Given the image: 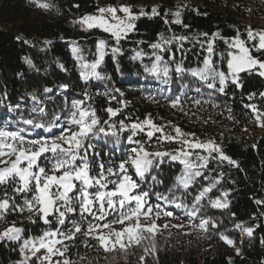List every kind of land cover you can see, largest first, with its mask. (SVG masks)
Wrapping results in <instances>:
<instances>
[{"label": "trees", "instance_id": "obj_1", "mask_svg": "<svg viewBox=\"0 0 264 264\" xmlns=\"http://www.w3.org/2000/svg\"><path fill=\"white\" fill-rule=\"evenodd\" d=\"M176 1L41 0L55 5L46 11L31 0H0V127L11 126L15 129L21 114L26 118L35 116L31 112L35 103L32 97L35 95L40 102L38 106L49 113L47 119L51 118L53 112L59 113L61 124L65 123L66 103L70 105L73 101L84 100L95 107L102 117H105L106 107H122L117 119H124L125 123L136 118L143 119L146 114L151 113L158 124L172 121L186 132H195L202 141L215 140L236 164L211 161L208 168L202 170L203 176L197 178L186 193L180 190L175 194L191 205L194 196L218 178L219 183L208 194V198L214 200L220 198L223 192H228V196L223 198L228 201V207H211L206 198L201 202L200 214L191 218L194 224H198L201 217L210 218L217 227L210 224L207 232L193 229L188 226L190 218L185 211L167 206L174 211V216L161 217L156 221L162 227L164 224L169 227H163L155 236V254L147 256L144 264H263L264 203L258 204L257 201H264V127L258 126L251 109L244 105L254 103L264 111V97L260 95L264 93V77L254 72L241 73L239 86L230 82L225 90L226 94L211 92L196 78L174 70L175 64L180 62L187 68L202 66V60L208 54L198 43L185 42L183 50L174 44L168 52L153 50L150 45L160 39V33L165 37L175 34L204 40L200 35L202 33H208L209 39L216 32L222 37L230 38L237 34L238 28L242 38H246V27L260 30L249 23V20L264 12V0ZM101 4L128 5L132 11H137V7L141 5L146 14L135 20V30L120 41L118 46L123 54L113 56L109 53L105 57L99 69L103 79L85 82L80 76L79 63L71 51L72 42L80 46L87 61L96 58L97 42L100 39L117 46L110 34L102 29L84 30L73 23L74 20L95 12ZM252 5L255 9H251ZM153 8L160 15H152ZM259 9L261 13H258ZM178 10L181 11L183 25H187V28L171 23L175 19L172 13ZM165 13L169 21L167 24L164 22ZM47 41L51 43H46ZM215 48L217 53L224 52L227 45L217 39ZM137 51L147 55L133 59ZM154 52L162 55L166 61L170 60L172 53L175 54V60L170 61L173 70L169 77L156 78L145 70V66L150 67L154 61ZM28 60L32 63L29 64ZM214 60L226 70V64L219 61L218 56ZM62 84H68L70 88L66 92L62 91L59 87ZM184 85L188 87L184 88ZM197 87L202 92L197 93ZM45 88H51L52 92H44ZM252 93L256 95L249 100ZM178 95L182 96L188 115L171 107L170 101ZM193 98L202 101V108L193 104ZM16 104H20L21 109L10 112L9 106ZM54 131L60 133L62 129L56 128ZM40 135L47 136L48 133L41 132ZM126 135L127 133L121 137L119 144H114L112 139L107 144L99 143L98 159L107 164L109 153L115 162L125 158L130 147L134 146L127 144ZM32 138L40 136L33 133ZM149 147L150 150H171L179 145L160 144L153 138ZM182 169L183 165L179 162L165 159L153 173L162 183L149 180L148 186L156 193L167 194ZM29 216L31 213L26 211L22 215H9L7 219L9 222L16 221L18 225L23 222L26 235H39L48 227L39 220L35 224L28 223ZM237 224L244 228L252 227V235L236 228ZM173 225L184 227L177 228ZM4 226L5 221L0 220V228ZM219 233L234 240L235 247L221 240ZM82 239L77 240L76 246L69 253L78 264H140L139 257L144 254L143 248L138 246L126 253L119 250L106 252L96 246L94 240L88 241L92 247L85 248ZM143 243L147 244V241ZM236 248L240 249L239 255ZM77 252L85 257L83 261L79 260ZM19 258L18 244L0 242V264H16Z\"/></svg>", "mask_w": 264, "mask_h": 264}, {"label": "snow or ice", "instance_id": "obj_2", "mask_svg": "<svg viewBox=\"0 0 264 264\" xmlns=\"http://www.w3.org/2000/svg\"><path fill=\"white\" fill-rule=\"evenodd\" d=\"M31 2L46 11L55 7L54 4L41 0ZM118 12L124 16L121 17ZM145 14L143 11L136 14L130 6L122 4L119 8L98 7L97 14H86L73 21L84 30L102 29L110 34L117 45L112 46L108 40L100 39L97 42L96 58L87 61L80 46L72 42L71 51L79 63L80 76L85 82L103 79L99 69L105 57L109 53L113 56L123 54L118 46L120 41L135 30L134 21ZM152 15L160 13L153 8ZM172 15L175 19L171 23L183 25L180 10ZM164 22L169 23L167 13L164 14ZM244 31L246 38H242L237 28L234 37L225 38L216 32L209 39L208 33H202L200 35L204 40L175 34L165 37L160 33V39L150 47L168 52L174 44L183 50L185 42L195 41L208 54L202 60V66L187 68L180 62L175 64V72L196 78L211 92L226 94L225 90L230 82L239 86L241 73L254 72L264 77V30L248 26ZM217 39L227 45L226 51L217 53ZM144 55L147 54L137 51L132 58L140 59ZM153 55L154 61L150 67L145 66V70L156 78L169 77L173 70L170 61L175 60V54H171L169 61L155 52ZM216 56L226 64V70L214 60ZM27 62L32 63L31 60ZM59 87L66 92L70 85L62 84ZM183 87L187 88L188 85ZM195 91L200 93L202 89L197 87ZM44 92H52V89L45 88ZM255 95L252 93L248 99L252 100ZM260 95L264 97V93ZM32 99L35 103L31 112L35 116L26 118L21 114L15 129L11 126L0 127V220L5 221V226L0 228V242L19 245L21 259L16 264H78L69 253L81 238L85 248L92 247L88 241L94 240L96 246L106 252L119 250L126 253L133 247H141L144 254L139 260L140 264H144L145 258L154 255L156 251L155 236L159 230L156 221L161 217L174 216V211L167 206L185 211L190 218L188 226L193 229L207 232L210 224L217 227L210 218L201 217L198 224H194L191 218L200 214L201 202L208 198V194L219 183L218 178L204 186L194 196L191 205L175 194L180 190L186 193L197 178L203 176L202 170L207 169L211 161L236 164L215 140L202 141L195 132H186L172 121L158 124L151 113L146 114L143 119L136 118L125 123L124 119H117L122 107H106L105 118L84 100L73 101L70 105L66 103L65 123L61 124V114L53 112L51 118L47 119L49 113L38 106V98L33 95ZM192 102L202 108L200 99L193 98ZM184 103L181 95L170 101L172 108L188 115ZM244 107L251 109L258 126L264 127V111L254 103L245 104ZM20 109V104L9 106L10 112ZM56 128H61L62 131L56 133ZM41 132L48 135L41 136ZM33 133L40 138H32ZM125 133L127 144L134 145L125 158L115 162L109 153L107 164L98 159L99 143L107 144L112 139L114 144H119ZM153 138L160 144L176 143L179 147L150 150ZM165 159L179 162L183 169L167 194L156 193L147 182L150 180L162 183L153 173ZM227 196L228 192H223L220 198H208L207 202L214 208H226L228 201L223 198ZM257 203L262 204L264 201L258 200ZM26 211L31 213L28 223L35 224L39 220L48 226L39 235H26L23 222L18 225L16 221L9 222L7 219L9 215H22ZM163 227L167 229L169 225L164 224ZM173 227L182 228L184 225ZM235 227L249 236L254 231L252 227L244 228L241 224ZM219 236L229 246L235 247V241L227 235L219 233ZM145 241L147 244L143 243ZM236 253L239 255V248H236ZM76 255L80 261L85 259L78 252Z\"/></svg>", "mask_w": 264, "mask_h": 264}, {"label": "rangeland", "instance_id": "obj_3", "mask_svg": "<svg viewBox=\"0 0 264 264\" xmlns=\"http://www.w3.org/2000/svg\"><path fill=\"white\" fill-rule=\"evenodd\" d=\"M187 2V0H177L176 1V3H180V2ZM108 6H116L117 8H119V6L120 5H108V4H101L99 7H108ZM251 9H255V6L254 5H252L251 6ZM141 11H143L144 12V9L141 7V5H139L138 7H137V11H133L134 13H136V14H139ZM258 13H261V10L259 9L258 10ZM88 14H97V10L95 11V12H93V13H88ZM106 15H109V14H106ZM118 15H120L121 17H123L124 16V14L123 13H119L118 12ZM258 16H257V18H252V19H250L249 20V23H252V24H254L256 27H258L260 30H264V12L263 13H261V14H257ZM109 18H110V15H109ZM135 22V21H134ZM80 28H82L79 24H77ZM157 223V222H156ZM158 224V223H157ZM159 225V230L157 231V233H156V235L159 233V232H161L162 231V229H163V227L160 225V224H158ZM117 228L119 227V225H117L116 226ZM43 253H41V255H42ZM21 259V257L18 259V261ZM115 259V258H114ZM111 262H116V261H112V260H110ZM33 264H34V262H33ZM264 264V263H263Z\"/></svg>", "mask_w": 264, "mask_h": 264}]
</instances>
